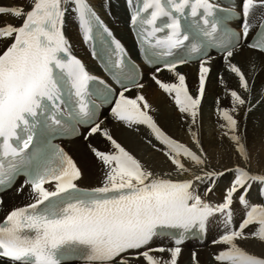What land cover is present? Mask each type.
Instances as JSON below:
<instances>
[{"label": "snow or ice", "instance_id": "1", "mask_svg": "<svg viewBox=\"0 0 264 264\" xmlns=\"http://www.w3.org/2000/svg\"><path fill=\"white\" fill-rule=\"evenodd\" d=\"M69 2L74 4L73 10L78 14L87 41L95 13L86 0H34L26 13L20 7L0 6V14L24 17L19 27L0 26V40L11 41L0 50V192L11 188L17 176L23 175L24 182L17 191L30 186L32 199L26 206L10 211L0 222V258L11 264H64L70 259H83L86 264H130V260L142 257L146 264H178L184 233L194 226L206 231L209 219L220 214L226 230L213 243L226 245L227 249L214 259L221 264H264V258L248 253L236 243L248 238L264 242V204H250L247 199L253 184L258 185V195L264 199V174H253L239 166L222 172L206 171V159L196 132L190 130V135L200 148L199 155L157 126L148 114L150 106L143 95L130 98L125 94L131 90L129 85L144 87L132 75L125 77L127 83L121 81L122 90L111 108L112 116L128 127L146 125L155 139L165 145L164 154L175 166V171L181 175L189 173L192 178L174 181L155 175L103 130L102 134L116 150L104 153L92 148L107 169L104 180L93 188L78 185L81 170L62 148L51 142L68 128L75 131L78 123L92 122L94 116L86 93L90 81L95 78L71 55L70 42L63 32L67 11L64 5ZM260 3L264 5V0ZM255 6V0H243L245 40L251 27L248 17ZM213 16L214 5L210 0H138L132 22L134 26L151 28L150 31L145 29L147 36L141 34L142 43L156 33H166L156 38L155 43L149 40L151 47L166 49L164 55L186 46L185 42L190 45L191 53L202 52L212 42L225 53L224 59L228 62L241 37L220 27L219 21L210 20ZM186 20L195 21L188 25L191 32L184 30ZM116 47L119 49L120 45L117 43ZM248 47L264 52V24ZM185 62L187 58L172 60L166 62L165 67L174 71L177 64ZM206 63L201 60L195 97L189 94L183 75L177 74L178 84L152 77L165 93H175L174 103L179 112L189 114L193 123L210 71ZM228 67L238 77L240 88L249 91L242 70L236 64L229 63ZM113 75L120 80L117 73ZM61 84H66L69 94L76 98V103L67 106L66 115ZM230 95L231 111H238L237 106L245 105V99L237 91L232 90ZM248 111L251 108L245 115ZM219 112L227 122L228 131L224 134L231 133L230 140L247 161L245 145L236 134L237 119L228 109H219ZM101 131L100 124L96 123L89 135ZM181 157L199 168L200 174L192 173ZM226 173H232L233 179L222 203L212 205L195 194L196 181H210L214 185ZM166 175L171 176V173ZM241 189L239 203L247 211L238 228H231V206ZM211 191L212 187L207 188L205 195ZM253 224L257 225L256 230L246 233ZM162 229L184 231L176 234L174 247L149 248L153 238L163 234ZM153 252H168L170 259L156 257ZM127 253L132 255L125 256ZM193 261L195 264L196 253H193Z\"/></svg>", "mask_w": 264, "mask_h": 264}, {"label": "bare ground", "instance_id": "2", "mask_svg": "<svg viewBox=\"0 0 264 264\" xmlns=\"http://www.w3.org/2000/svg\"><path fill=\"white\" fill-rule=\"evenodd\" d=\"M88 1L98 11L114 34L120 38L127 50L132 53L130 37L126 28L127 17L123 8L125 0ZM238 1L243 2V0ZM33 2L34 0H0V6L20 7L26 13L31 9ZM255 5L254 10L248 17V23L252 26L256 24L262 10L260 0H255ZM64 7L67 11L64 17L63 32L70 42V52L85 67L91 69L89 72H92L95 66L88 56L87 45L82 38L78 19L73 10L74 4L69 2L68 6L64 5ZM23 19V16L16 18L7 13L0 14V26L12 24L19 27L22 25ZM10 42V40H0V50H3ZM233 51L234 54L229 58L228 62H225L224 54L220 57L210 58L205 64L210 71L206 77L205 92L201 99L195 123H193L192 117L189 114L179 112L174 103L175 93H165L152 77L155 76L164 83L178 84L177 74L183 75L189 94L195 97L198 94L199 88L200 63L182 65L174 71L159 70L156 72L155 70L144 69L143 76L139 81L144 87L133 88L125 94L130 98H134L138 94L143 95L150 106L148 114L153 117L157 126L167 136L184 144L199 155L200 148L197 147L190 135V130L196 132L206 159V171L222 172L225 169L239 166L246 168L247 171L253 174H264V55L258 51L249 49L245 45V41L240 43ZM229 63L236 64L242 70L249 84V91L240 88L238 77L229 70ZM232 90L237 91L246 101L244 106H237L238 111L235 112L231 111L233 101L230 92ZM114 105L115 103L100 113L98 123L101 126V132L89 135L90 131L85 130L79 136L64 142L66 150L81 170L82 178L77 181L79 186L93 188L100 186L104 180L107 169L102 161L97 159L92 152V148H96L104 153H114L116 150L111 142L102 134L103 130H107L117 143L140 161L145 169L155 175L170 178L174 181L192 178V175L189 173L181 175L175 171V166L171 164L164 154L166 150L165 145L155 139L153 133L146 125H132L128 127L124 122L117 121L111 114V108ZM249 108H251V111H248L247 115H245V112ZM219 109H228L229 114L237 119L238 128L236 134L241 137V142L245 145L248 154L247 161L241 157L236 150V145L230 140L229 136L231 133L229 135L224 134L228 131L227 122L222 119ZM221 125H224V127H221ZM89 143L91 144V151L86 148V145ZM181 160L186 167L191 169L192 173L200 174V169L191 161L184 157H181ZM167 173H171V176H167ZM232 179L233 174L226 173L214 185L210 181H196L194 186V191L196 190L195 194L199 195L200 192L203 195L201 199H206L204 201L210 202L212 205H217L216 203L218 202L222 203L226 189L230 186ZM19 181L10 190L1 194L0 218L6 215L10 209L32 201L29 186H25L21 192L17 191L22 185ZM209 187H212L213 191L205 195V191ZM257 189L258 185L253 184L250 192H254ZM242 192L243 189L235 194L231 206L233 212L231 228H238L247 211L239 203V195ZM211 200L213 201L211 202ZM249 203L256 204L257 202L254 203L249 200ZM214 218L217 220L216 224L211 227L208 226L206 236L201 243L191 240L180 245L182 251L178 258V264H194L193 253H196L195 264H221V262L214 259V256L226 250L227 246L213 243L210 247H207V241L211 237L216 236L219 238L226 230L223 216L216 214ZM256 228L257 225L253 224L245 231L246 233H251ZM236 243L248 253L254 254L259 258H264V242L256 238H248L237 240ZM174 246L171 241H167L164 237L160 239L154 237L150 245H148L149 248L153 249L158 247L168 249ZM143 250L141 249L140 251ZM129 255H132V253L125 254V256ZM152 255L164 260L170 259L168 252H153ZM0 264H11V262L0 259ZM130 264H146V262L141 257L130 260Z\"/></svg>", "mask_w": 264, "mask_h": 264}, {"label": "rangeland", "instance_id": "3", "mask_svg": "<svg viewBox=\"0 0 264 264\" xmlns=\"http://www.w3.org/2000/svg\"><path fill=\"white\" fill-rule=\"evenodd\" d=\"M112 22H113V20H111ZM105 117V116H104ZM106 118V117H105ZM90 142V141H89ZM86 148H87V150H89V151H91L90 149H91V144L89 143L88 145H86ZM250 192V191H249ZM253 193L254 192H250V193H248L249 194V196H250V194L251 195H253ZM199 194H200V192H199ZM258 196V197H257ZM200 197H202V195H200ZM260 196L258 195V190H257V193L255 194V196H254V198H255V202H257V204H264L263 202H264V199H262L261 197L259 198ZM247 198H248V200H250V201H252V199L250 198V197H248L247 196ZM250 198V199H249ZM257 199V200H256ZM259 200V201H258ZM205 202H207V201H205ZM211 221H214L213 219L211 220ZM212 224V222H210V225ZM222 230V229H221ZM216 236H214L213 238H211L210 240H208L207 241V247H210V245H212L213 244V241H215V240H217L218 239V237H216Z\"/></svg>", "mask_w": 264, "mask_h": 264}]
</instances>
